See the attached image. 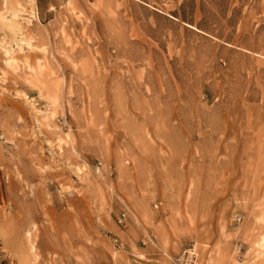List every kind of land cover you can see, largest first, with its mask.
Instances as JSON below:
<instances>
[{
	"label": "rangeland",
	"instance_id": "1",
	"mask_svg": "<svg viewBox=\"0 0 264 264\" xmlns=\"http://www.w3.org/2000/svg\"><path fill=\"white\" fill-rule=\"evenodd\" d=\"M189 249L264 264V0H0V264Z\"/></svg>",
	"mask_w": 264,
	"mask_h": 264
},
{
	"label": "built area",
	"instance_id": "2",
	"mask_svg": "<svg viewBox=\"0 0 264 264\" xmlns=\"http://www.w3.org/2000/svg\"><path fill=\"white\" fill-rule=\"evenodd\" d=\"M194 260V251L193 249H189L179 260H177L176 264H195Z\"/></svg>",
	"mask_w": 264,
	"mask_h": 264
},
{
	"label": "bare ground",
	"instance_id": "3",
	"mask_svg": "<svg viewBox=\"0 0 264 264\" xmlns=\"http://www.w3.org/2000/svg\"><path fill=\"white\" fill-rule=\"evenodd\" d=\"M21 217V216H20ZM17 218V217H16ZM20 221V220H19ZM21 222V221H20Z\"/></svg>",
	"mask_w": 264,
	"mask_h": 264
}]
</instances>
